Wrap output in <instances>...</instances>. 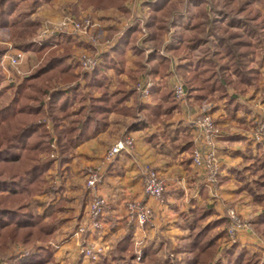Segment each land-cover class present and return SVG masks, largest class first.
<instances>
[{
  "label": "crops",
  "instance_id": "obj_1",
  "mask_svg": "<svg viewBox=\"0 0 264 264\" xmlns=\"http://www.w3.org/2000/svg\"><path fill=\"white\" fill-rule=\"evenodd\" d=\"M70 4L77 5L83 14L89 13L99 23L98 29L103 36L118 28L128 15L125 9L116 6L83 9L78 0H44L33 15L57 21L62 8L68 9ZM198 7H192L193 14L186 9L176 12L177 21L168 32L171 35L164 33L156 40L151 33L146 47L138 43L137 36H132L123 48L119 47L117 53H111L113 48L120 46L122 35L114 37L110 47H99V62L103 61L104 54L108 57V67L100 71L106 82L99 88L88 86L86 92L93 97L100 96L103 90L109 95L125 90H134V93L124 102L114 104L103 129L70 147L69 159L59 168V172L56 164L48 170L50 192L33 195L30 202H26L45 220L56 221L51 241L57 243V248L50 264H63L77 258L80 240L85 246H91L102 254L107 253L127 232L131 233L132 240H142L143 245H154L158 239H168L172 246L177 245L189 233L182 213L195 206L214 203L216 212L222 215L223 206L212 198L208 186L204 184L205 169L195 166L191 159L195 145L193 121L200 113H208L221 127L230 128L217 138L215 146L218 179L221 181L217 190L219 196L232 203L236 200L242 202L246 197L242 190L237 191L242 181L235 178L233 172L248 164L246 161L251 151L252 155H256L257 146L251 130L255 121L263 118L264 109L259 102L254 103V107L247 106L245 102L249 101L229 86L226 87L227 96H221L217 90L202 89L205 60L207 54L215 50L216 38L214 33L208 32L207 38L192 39ZM230 28L237 29V26ZM252 43L259 48V44ZM153 49L164 58L163 61L158 57L148 60ZM161 49L163 53L159 51ZM259 51L252 54L251 63L262 75L264 59L259 58ZM155 64H158V72L150 75L149 71ZM176 76L182 79L195 77L198 83L194 82L191 90L187 91L186 101L176 102V107L166 115L170 100L166 97V91L170 90ZM148 79L153 80L152 88L149 96L144 98L139 96L135 85L144 84ZM252 84L257 88L264 87L262 79H256ZM258 93H254L256 102ZM233 94L236 95L235 100L228 101V96ZM88 102L89 98L84 100V103ZM126 136L132 137L133 146L121 150L102 166L101 181L95 190L96 194L108 201V207L101 217V226L94 231L87 230L80 237L73 232L77 226L89 222L87 209L92 191L85 185L87 174L99 164L111 145ZM144 165L151 166L165 179L162 202L143 192ZM129 200H141L149 205L154 212L152 220L143 226L129 221L125 209ZM82 260V264H90L89 259Z\"/></svg>",
  "mask_w": 264,
  "mask_h": 264
},
{
  "label": "rangeland",
  "instance_id": "obj_2",
  "mask_svg": "<svg viewBox=\"0 0 264 264\" xmlns=\"http://www.w3.org/2000/svg\"><path fill=\"white\" fill-rule=\"evenodd\" d=\"M42 1L44 0H41L33 8H30V0L20 1L13 16L17 20L21 21V24H19L17 27L0 26V109L4 108L8 102L13 99L15 96V87L22 79H27L24 96L29 97L30 100L26 98L25 102H28L30 105L34 103L32 98L36 96L44 102L48 101L50 92L55 90H61L64 92L66 91L69 96H72L73 94L77 96L78 94L79 96H77V98L80 97L79 100L76 98L71 107V111L73 113H71L67 119L63 120L64 122L61 123L62 127L66 125L68 126V124H70L71 119L75 116V112L77 110L76 106L80 104V101L84 102V100L89 98L91 94L86 92L89 86L87 83V75H89L93 68L100 63L99 61L101 55L98 53L99 47L104 45L110 47L111 41L114 39V37H120L129 27L137 26V32L133 36H137L136 38L139 41L138 43L142 47H146L149 45L148 36L151 33L154 34L156 40H159L161 38L160 36H162L164 33L168 34L169 28L173 27L174 23L177 21L176 12L186 9V11L193 14L192 7L199 6V11H197L196 14L194 13L196 15L194 22H204L205 18L207 16L210 17V15H216L218 20L227 16V21H221L225 24L218 25L215 29V32L220 33L222 29L224 30L225 28H230V25H228L229 17L241 18L250 24L256 25L255 29H253L252 33L249 35V38L251 36L252 39L250 38V40L259 44L260 49L254 47V52L251 53L250 56V67H252V54H255L256 50H260L258 52L259 58L264 59V0H165V3H163L160 8L156 9L153 7V2L156 0H123L122 7H119L113 3H106L105 6L98 8H95L93 4L84 5L82 0H78L81 8L83 9L90 7L92 10H95L116 6L118 8L125 9L128 12V15L125 16L120 22V26L115 28L112 33L106 36H103L100 33V30L98 29L99 23L89 16V13H81V10L78 9L77 5L75 4L68 5V9H66L67 7H63L62 11H60V18L57 21H50L46 18H40L37 15L34 16L33 13L36 11L37 7ZM153 15L154 22L151 23L152 25H149L147 22H150L149 19ZM64 20L79 22L84 26L86 25L85 22L88 21V25L85 26L87 32L83 34L84 36H79L77 32L73 33L57 30ZM203 28L204 32H201V34L196 32V30L193 28L191 32L192 39L197 38L196 36L198 34L202 38H207L211 27H209L208 24H205ZM215 32L214 34H216ZM169 35L171 34H168V36ZM67 39H71L72 42L68 43ZM32 43L36 46L31 47L30 44ZM159 51L163 53L162 49ZM17 52L22 53V58L19 64L14 66L9 62L8 58ZM83 54L95 58L97 63L92 69L86 70L82 67L79 58ZM56 57H63L64 62L72 68V78L65 74H58L56 71H49L41 77L33 78V73L41 65H44L47 61H49V59ZM213 60L215 62H219L215 56H213ZM223 60L224 59H220V62H223ZM230 76L233 78L232 80H235V76ZM175 78L176 79L173 81V83L176 80H181L184 86L185 78L182 79L177 76ZM259 79L263 80L264 86V72L262 75H259L257 80ZM146 82H150L151 87L153 80L148 79ZM253 82L254 80L245 84L242 91H237V93L238 95H243L242 97L249 101L245 102L247 106L254 107L253 104H258L259 102V105L261 104L264 109V87L257 88L254 86L255 84H252ZM173 83H171L169 88L171 91H173ZM141 85V83H137L135 85V89L139 93V96L144 97L139 89ZM45 90L47 93H42ZM74 91L76 94L73 93ZM256 91H259L257 102L256 96H254ZM185 101L186 94L183 101L176 99L177 103H183ZM48 112L49 106H45V108L42 109V113H39V115L35 117L33 115H26L25 119H34L39 125H41V127L38 128V132H44L43 130L48 132L47 135L42 136L44 142L41 143L40 151L37 153L38 158L42 160L51 157H55L56 159L58 155L56 143L57 138L54 135L52 121L48 117ZM262 113V116H260L263 118L256 120L254 125H252L251 130V136H253V140L257 146L255 149L257 150L256 155H252L253 151H251V153H249L250 158L248 162L246 161L248 164L243 167L241 166V168L238 170L235 169L233 172L235 178L242 181V185L238 186L237 191L240 192L242 190V192L246 194V197H243L242 202L241 200H236V202L232 203L231 201L223 200L219 196L217 192L221 182L218 179L219 166L216 172H214V179L212 182H209L206 179L208 172L205 170V175L203 177L204 184L208 186L212 198H214L216 202H220L221 206H223L221 209V215L219 212H216L214 203H210L215 211L213 218L225 220L223 226H220L216 229V231L220 230L221 234H219L218 238L216 239V249L212 261L225 259L226 250L231 247L232 244L238 243L240 248L247 251V254L250 256V261L253 262V264H264V223H255V221L258 220L257 218L259 213L264 209V185L256 184L258 173L254 172L256 169L253 170V168H251V166L256 165L258 162L257 160H259L261 156L264 155V111H262ZM71 115L73 117H71ZM20 116L21 113H19V118ZM215 123L221 131V135L230 130L228 127H221V125L216 121ZM12 125L13 124L11 121L4 124L5 128H11ZM35 136L33 137L37 140L39 137ZM48 170L44 174V181L42 183V186L48 189L46 191L47 193L50 192L51 185L48 182L50 178ZM57 172H59V170ZM32 196L27 197L26 202H30ZM246 198L248 199L247 202H245ZM235 203H237V205ZM230 210L233 211L236 223H239V226L233 232L229 231L230 218L228 216V212ZM129 221L135 222L134 220ZM184 222L186 227H188L189 233L186 238H184L180 243L178 242L177 245L172 246L168 239H158L155 243H153L154 245H143L142 240L134 239L131 240V250L133 255L127 254L123 260L116 261L111 258V251L114 249V247L104 254H102V252L99 250H95L96 256L94 258L86 257L83 251L85 243L82 244L80 240L78 243V257L71 259L72 261L70 262H64L63 264H82V259L84 258L89 259L90 264H150L153 262H156V264H177V262H183L189 253L187 250H185L182 243L186 241L191 234L188 222L186 220H184ZM51 239L48 241V243L53 248L54 254V249L57 248V243L51 241ZM88 247L93 249L91 246ZM146 248H151V250L154 252L152 259L148 257L143 260L142 253ZM23 249L24 246L21 244L12 243L10 248L7 250H1L0 264H7V257L14 255L18 251H23Z\"/></svg>",
  "mask_w": 264,
  "mask_h": 264
},
{
  "label": "trees",
  "instance_id": "obj_3",
  "mask_svg": "<svg viewBox=\"0 0 264 264\" xmlns=\"http://www.w3.org/2000/svg\"><path fill=\"white\" fill-rule=\"evenodd\" d=\"M20 1L22 0H0L1 27H17L21 24V21L13 16ZM40 1L30 0V8ZM82 2L84 5L93 4L95 8L105 6L106 3L122 7L123 0H82ZM163 3L165 0L154 1V9L160 8ZM226 17L218 20L217 16H207L204 22H196L193 28L201 34L204 32L203 26L208 24L211 27L210 32L214 33L221 21H227ZM149 21L147 23L152 25L154 15L150 17ZM228 25H236L237 29L225 28L220 33L215 32L216 48L207 54L205 73L201 82L202 89L217 90L221 96H227V86L234 88L236 92H241L245 84L259 77V72L250 67L249 63L250 55L254 52V45L249 35L256 25L235 17H229ZM137 29V26L127 28L120 37V46L113 48L111 53H117L119 47L123 48V45L135 35ZM196 37L198 40L204 39L199 34ZM67 40L68 43L72 42L71 39ZM30 46L36 45L32 43ZM213 56L217 57L219 62H215ZM106 57L107 54H104L103 61L87 75V83L91 88H99L106 82L105 76L100 72L108 67V57ZM151 57H158L160 61L164 59L158 56L155 49L148 55V60ZM220 59L225 61L220 62ZM157 70L158 64H155L151 67L149 74L154 75L158 72ZM49 71L73 77L72 68L64 62L63 57H56L41 65L33 73V78L41 77ZM232 74H234L235 80H232L230 76ZM184 80V88L187 93L196 80L195 77ZM26 81L27 79H22L17 83L15 96L4 108L0 109V251L10 248L12 243H18L24 246L23 251H18L7 257V264H49L53 261V248L48 241L54 233L56 221L45 220L43 215L31 210L26 203V198L46 192L48 189L42 186L46 171L55 164L59 170L69 159L70 147L103 129L107 114L114 104L124 102L134 93V90H125L122 93L111 95L103 90L98 97L90 95L88 103L80 101L70 124L62 127L63 120L73 113L71 107L79 95L69 96L66 91L55 90L50 92L48 101L44 102L36 96L32 98L34 103L30 105L25 102L26 98L29 99L24 96ZM42 93L47 92L45 90ZM73 93L76 94L75 91ZM166 97L168 100L170 99L166 107V115H168L177 103L173 91H166ZM79 98L77 99L79 100ZM235 98V94L230 95L228 101L233 102ZM45 106H49L48 117L52 121L54 135L57 138L58 155L56 159L54 156V158L44 160L38 158L37 153L40 151L41 143L44 142L42 136L47 135L48 132L45 130L38 132L41 125L34 119L25 120L26 115L35 117L42 113ZM235 106L237 105L235 104ZM19 113H21L20 118ZM10 121L13 124L12 127L5 128L4 124ZM135 127L133 126V128ZM35 135L39 137L37 140L33 137ZM257 161V164L252 165L251 168L256 169L254 172L258 173L256 184L264 185V155ZM214 214L215 211L211 204L195 206L188 212L182 213L183 218L188 222L191 234L182 243L189 254L183 262H177V264H253L247 251L240 248L238 243L232 244L226 250L225 259L212 261L216 249V239L221 234V231H216V229L225 223L224 219L213 218ZM257 219L256 224L264 223V209L261 210ZM131 240L130 232L120 237L111 251V258L118 261L123 260L127 254L133 255ZM142 254L143 260L148 257L152 259L154 256L151 248L144 249ZM150 264H156V262Z\"/></svg>",
  "mask_w": 264,
  "mask_h": 264
},
{
  "label": "built area",
  "instance_id": "obj_4",
  "mask_svg": "<svg viewBox=\"0 0 264 264\" xmlns=\"http://www.w3.org/2000/svg\"><path fill=\"white\" fill-rule=\"evenodd\" d=\"M88 21L85 22L88 25ZM85 25V26H86ZM79 22H73L71 20H64L57 30L73 32L84 36L87 32L86 27ZM22 53L17 52L9 56V62L17 66L21 61ZM82 67L86 70L92 69L97 63L95 58L86 55H81L79 58ZM151 83L145 82L139 89L144 97L149 96V88ZM173 92L177 100L183 101L185 97V90L181 80H176L173 83ZM194 128V148L191 153L192 163L195 166L202 167L208 172L207 180L212 182L214 179V172L218 169V163L215 157V142L216 138L221 135V131L217 127V124L208 113L198 114L193 121ZM133 146V139L131 136H126L123 139L118 140L111 145L101 158L100 164L94 169L90 170L86 178V187L92 191V195L89 200L87 217L89 222L77 226L74 234L81 236L87 230L94 231L101 226V217L105 213L108 207V201L106 198L95 193L97 185L101 181L102 166L110 162L114 156L121 150H128ZM144 175L143 192L146 196H151L162 202L163 193L166 189L165 179L162 178L158 172L149 165H144L142 168ZM126 214L129 220H134L140 226L149 223L153 218V209L141 200H129L126 202ZM230 218L229 231L233 232L239 223H236L233 211L228 212ZM83 244V242H81ZM85 245V244H84ZM83 251L86 257H95L96 252L88 246L83 247Z\"/></svg>",
  "mask_w": 264,
  "mask_h": 264
}]
</instances>
